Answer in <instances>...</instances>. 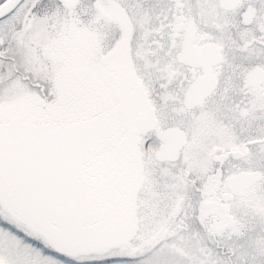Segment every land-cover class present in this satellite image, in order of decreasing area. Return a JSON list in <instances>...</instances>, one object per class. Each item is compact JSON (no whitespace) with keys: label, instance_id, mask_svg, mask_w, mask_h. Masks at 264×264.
<instances>
[{"label":"flooded vegetation","instance_id":"af4514ba","mask_svg":"<svg viewBox=\"0 0 264 264\" xmlns=\"http://www.w3.org/2000/svg\"><path fill=\"white\" fill-rule=\"evenodd\" d=\"M39 18L52 35L36 48L41 66L26 38ZM63 74L81 89L68 101L83 102L69 117L46 106ZM87 121L105 136L77 171L68 157L46 169L54 133ZM182 143L175 160L155 159ZM34 146L46 148L44 193L68 200L78 184L86 209L18 216L9 166ZM252 172L259 180L233 195L226 180ZM255 197L264 200V0H23L0 19V231L16 232L19 261L27 231L41 257L64 264L126 262L178 231L194 250L182 264H264Z\"/></svg>","mask_w":264,"mask_h":264},{"label":"water","instance_id":"95a60500","mask_svg":"<svg viewBox=\"0 0 264 264\" xmlns=\"http://www.w3.org/2000/svg\"><path fill=\"white\" fill-rule=\"evenodd\" d=\"M23 0H5L0 4V19L11 14ZM64 6H68L67 1L63 2ZM99 126L93 121L84 122L78 125L65 126L59 128L54 135L52 147L49 151L52 153V163L48 165L50 167L60 166V162L64 161L68 157V161H71V165L76 172L82 162V157L88 149L96 145L103 139L105 133L101 132ZM159 140L164 141L163 134H159ZM183 145L180 144L175 150V157L169 158L165 150V146H161L155 153V159L157 161H164L167 159L175 160L177 150ZM46 148L43 146H34L33 149L28 151L23 157H13L15 163L23 162L25 165V173L19 171V166H10L12 175L18 178V194L14 201V208L16 213L26 219L32 220L38 217V212H57V205L60 203L67 204L68 209L78 210L86 209L87 206L80 202V196L78 194L79 185H73V193L69 199L63 200L57 197H53L48 192L44 193V183L39 184L38 180L40 175L37 174L38 170L44 169L39 162L44 160ZM260 178L259 173H240L233 178L226 180V185L233 195L242 196L247 188L253 185ZM25 184V194L23 193V186ZM42 188V189H41ZM37 193H41V198L35 199ZM225 201V198H223ZM222 212H226V207L222 206ZM75 216V215H74ZM65 223V222H63ZM76 225V224H75Z\"/></svg>","mask_w":264,"mask_h":264},{"label":"rangeland","instance_id":"374dc122","mask_svg":"<svg viewBox=\"0 0 264 264\" xmlns=\"http://www.w3.org/2000/svg\"><path fill=\"white\" fill-rule=\"evenodd\" d=\"M64 11H60L63 13ZM58 16V13L54 14ZM57 18V17H56ZM51 31L47 25L46 18H39L33 21L30 29L26 31V38L30 39L31 45L29 46L32 52L28 55L27 59L30 62L36 64L37 66H41L42 63H45V59L39 57L38 53L36 52V48H39L41 44L45 43L52 35L49 34ZM53 65H57L58 69L62 67L60 60L57 59V62L54 61ZM56 87L57 89V99L54 104L51 103L47 104L48 108L56 107L61 116L69 117L71 113L73 115L80 112V109L83 106L82 101L75 102L70 100L68 101V97L70 96H80L81 89L72 88V84L67 83L66 77L63 74V79ZM16 91V89H13ZM79 94V95H77ZM40 106L35 104L32 106V110L34 112H38ZM47 111V109H46ZM206 161L209 159H205ZM156 172H162L164 167H156ZM174 202L172 203V207ZM15 235H8L6 232L3 233L0 231V264H21L23 262L25 264H64L61 261L55 258H47L41 257L39 250H37L33 244L36 245L35 242H39V239L36 238V235L31 231H27V242L25 244V260L19 261V241ZM7 236L9 238H7ZM13 236V238H12ZM183 234L179 233L178 231L171 237H165L161 241L154 242L147 247H144L142 250L140 249L139 252L135 255H132L131 258L126 262H115L109 264H182V260L180 258L183 256L186 258H191L193 256L194 250L188 246H182L181 243L183 242ZM39 245V243H38ZM40 254V255H39ZM98 257L93 256H83L81 258L73 259V262H79L80 264H100V263H93L96 261ZM186 261H188L186 259ZM71 262V261H70ZM191 262V261H190ZM189 261L187 263H190ZM78 263V264H79ZM74 264V263H73ZM76 264V263H75ZM101 264H107L101 263Z\"/></svg>","mask_w":264,"mask_h":264},{"label":"trees","instance_id":"16d2710c","mask_svg":"<svg viewBox=\"0 0 264 264\" xmlns=\"http://www.w3.org/2000/svg\"><path fill=\"white\" fill-rule=\"evenodd\" d=\"M251 204L254 205L256 208H258V206H263L264 207V200L263 201H259L260 202V205H258V199L257 197H255L254 199L251 198Z\"/></svg>","mask_w":264,"mask_h":264}]
</instances>
